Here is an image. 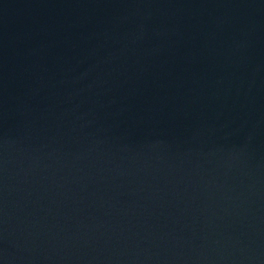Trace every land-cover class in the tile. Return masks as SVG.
Returning <instances> with one entry per match:
<instances>
[{"label":"water","instance_id":"water-1","mask_svg":"<svg viewBox=\"0 0 264 264\" xmlns=\"http://www.w3.org/2000/svg\"><path fill=\"white\" fill-rule=\"evenodd\" d=\"M0 264H264V0H0Z\"/></svg>","mask_w":264,"mask_h":264}]
</instances>
